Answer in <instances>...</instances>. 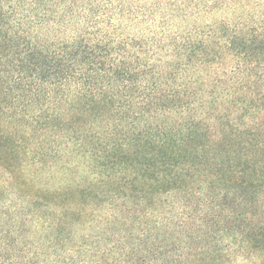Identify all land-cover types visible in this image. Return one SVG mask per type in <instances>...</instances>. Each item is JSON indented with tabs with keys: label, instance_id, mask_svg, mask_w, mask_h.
Here are the masks:
<instances>
[{
	"label": "trees",
	"instance_id": "1",
	"mask_svg": "<svg viewBox=\"0 0 264 264\" xmlns=\"http://www.w3.org/2000/svg\"><path fill=\"white\" fill-rule=\"evenodd\" d=\"M0 264H264V0H0Z\"/></svg>",
	"mask_w": 264,
	"mask_h": 264
},
{
	"label": "rangeland",
	"instance_id": "2",
	"mask_svg": "<svg viewBox=\"0 0 264 264\" xmlns=\"http://www.w3.org/2000/svg\"><path fill=\"white\" fill-rule=\"evenodd\" d=\"M142 230H143V228H140L139 230H138V232H136V233H134L132 236H128V240H127V242H128V245L129 246H132V244H134V243H138L137 242V239H138V235H139V233H141L142 232ZM144 233H145V237L143 238V240H145V244H142L141 243V249H142V251L140 252V254H142V255H145L146 254V251L148 250V248H151V247H153V245L152 244H149V240H151L152 239V237H155V235H151V230H150V232L148 233L147 232V234H146V232L144 231ZM152 236V237H151ZM111 241H113V240H115V239H110ZM110 240H109V242H110ZM117 243V242H116ZM156 246V245H155ZM147 255V254H146ZM158 257H160V256H158ZM147 258H149L150 260H153L154 259V257L152 258V257H147Z\"/></svg>",
	"mask_w": 264,
	"mask_h": 264
}]
</instances>
